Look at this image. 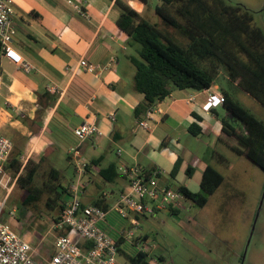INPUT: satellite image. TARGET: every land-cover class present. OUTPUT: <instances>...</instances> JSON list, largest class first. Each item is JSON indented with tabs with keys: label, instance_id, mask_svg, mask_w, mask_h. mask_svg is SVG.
<instances>
[{
	"label": "crops",
	"instance_id": "crops-1",
	"mask_svg": "<svg viewBox=\"0 0 264 264\" xmlns=\"http://www.w3.org/2000/svg\"><path fill=\"white\" fill-rule=\"evenodd\" d=\"M12 1L16 11L14 24L17 34L24 33L20 38L15 36L14 44L32 64L33 69L25 72L8 58H0V131L10 129L12 136H6L12 140L13 149L21 152L23 165L31 158L40 161L42 166L55 153L57 146H63L72 170L65 184L69 185L74 178L75 168L68 159V150L79 144L82 157L90 163L95 161L86 175L88 184L82 202L92 203L104 196L110 206L127 185L125 174L118 168L120 164L139 165L145 170L156 168L159 170L161 185H184L193 192L201 190L202 174L208 164L220 171L214 163L206 162L203 167L198 168L189 165L191 174L180 165L176 175L171 176L178 155L176 149H188L181 143L180 134L184 131L194 138L208 132L229 149L231 148L227 143L237 144L235 138L222 129L220 108L226 109L221 104L210 108L206 106L210 93H220L225 87L212 85L205 90L175 89L157 102L158 110L154 112L150 126L144 128L134 117V109L143 100L144 94L134 89L135 72L133 84L123 75L120 51L129 59L128 56L132 55L131 43L129 36L117 25L121 7L115 0H72V3L68 0H36L43 8L41 10L31 4L15 8L14 0ZM53 1L66 2L73 8L75 17L69 18L66 11L55 6ZM131 2L127 3L140 14L147 6L142 0ZM74 4L81 5L87 16L78 13ZM31 11L40 15H31ZM44 11L58 16L55 18L59 23L49 25ZM22 12H26L29 18ZM82 58L97 66L96 70L88 71L83 68L80 64ZM128 72L129 68L126 69V74ZM226 90L231 93L229 89ZM44 91H49L55 97L54 103H47L46 98L41 103L39 95ZM195 115L200 116L201 120L197 121ZM85 121L96 122L102 133L80 141L73 130ZM195 121L201 126L199 135H193L189 129ZM240 125L241 127H235L243 130V123ZM119 148L122 150L120 154ZM111 163L116 164L119 173L115 181H112L116 191L113 188L100 190V179L102 182L106 180L98 171ZM46 166L58 168L50 163ZM227 167L233 168L234 165L229 163ZM90 185L93 188L90 189ZM183 206L184 203L178 202L173 208L179 212ZM108 214L107 221L102 222L108 230L111 229L110 234H120V231L130 227L128 219L120 222L116 214L109 217ZM137 236L143 238L142 245H145L148 234L140 232ZM27 240L33 243L32 239ZM55 240L56 234L52 245L42 242L39 247L32 244L36 257L49 256L54 251ZM129 249L132 251L134 248L131 246ZM150 256L153 257V262L166 264L162 255L158 256H162L164 260L159 262L158 256Z\"/></svg>",
	"mask_w": 264,
	"mask_h": 264
},
{
	"label": "trees",
	"instance_id": "trees-1",
	"mask_svg": "<svg viewBox=\"0 0 264 264\" xmlns=\"http://www.w3.org/2000/svg\"><path fill=\"white\" fill-rule=\"evenodd\" d=\"M115 1L121 7L117 19L118 27L129 36L131 44L133 41L140 44L137 54L128 56L135 68L134 89L144 94L143 100L134 109V117L138 121L175 89L210 88L223 69L232 82L264 106V31L254 23L250 10L228 0H159L155 11L164 24V27H160L124 0ZM142 1L148 4L149 0ZM30 14L40 15L36 11H31ZM179 35L186 38L185 43L179 41ZM220 94L223 98L221 105L239 119L244 127L239 130L228 119L221 118L223 131L237 142H226L227 145L235 153L247 157L264 170V121L235 99L228 90L222 89ZM39 96L41 103L45 98L47 103L52 104L55 101L49 91H44ZM195 117L197 121L201 120L200 116ZM189 129L193 135L201 133V126L196 121ZM213 156L219 163L229 166V160L221 153L214 152ZM94 163L95 161L90 164L88 171ZM40 168L41 162L31 158L23 165L18 149L12 150L5 164L6 170L12 169L18 173L17 183L25 191L23 205L38 210L39 203L45 197L47 209L58 212L53 217L56 222L68 198V185L62 183L65 175L55 167L44 170L46 178L38 185L35 178ZM178 169L179 162H176L171 176L174 177ZM98 172L109 182L115 181L119 176L114 163ZM188 173L191 174V168ZM224 180L223 173L208 164L202 174L200 191L193 192L184 185L177 188L183 192L185 199L204 206ZM92 203L107 212L112 210V205L110 206L104 196L98 197ZM168 208L171 213H178V209L173 206ZM105 220L107 221V217ZM100 225L107 230L104 222L101 221ZM112 236L116 239L119 253L132 264H155L149 252L139 249L136 244L143 241L140 236L128 241L116 233ZM131 246L134 249L129 251ZM157 259L158 262L164 260L162 256Z\"/></svg>",
	"mask_w": 264,
	"mask_h": 264
},
{
	"label": "rangeland",
	"instance_id": "rangeland-1",
	"mask_svg": "<svg viewBox=\"0 0 264 264\" xmlns=\"http://www.w3.org/2000/svg\"><path fill=\"white\" fill-rule=\"evenodd\" d=\"M126 1L132 3V0ZM228 1L250 10L254 23L264 31V0ZM53 2L55 6H60L63 11H66L69 18L75 17L73 8L66 2ZM158 2L159 0H149L147 6L141 10V14L149 21L164 27L162 19L155 12ZM14 4L15 8L27 7L31 4L36 9H43L36 0H14ZM19 11L22 10L19 9ZM43 13L49 25L59 23L55 18L58 16H53L48 11ZM22 14L29 18L26 12ZM21 34L24 33L15 36L20 38ZM178 37L180 42H186L185 37L180 35ZM139 48L140 44L133 41L130 45V53L137 54ZM120 52L123 75L128 77L130 84H133L135 68L126 54L123 51ZM127 68L129 72L126 74ZM214 85L229 89L235 99L264 121V106L235 85L224 69L219 73ZM219 116L220 118L226 117L229 123L241 127L242 122L222 107ZM2 133L9 137L12 136L10 129H5ZM180 136L181 143L188 149L175 148L176 151L178 150L175 161L179 162V167L181 165L183 170H187L189 165L198 168L203 167L206 162L214 163L225 176V181L214 194L210 195L204 206L182 199L180 202L184 203V206L178 213L160 209L153 214L144 212L137 215L138 229L136 232L148 234L144 243L150 255H162L166 264H264V170L247 157L233 152L213 134L205 132L201 137L194 138L184 131ZM214 151L223 154L234 167L228 168L219 163L216 157L212 156ZM48 159L44 164L42 163L35 182L38 185L42 184L46 178L44 170L48 169L46 165L50 163L65 173L62 183L66 184L72 170L64 147L57 146L55 153ZM6 172L10 177L8 183L10 189L0 185V206L4 203L0 221L9 224L18 235L32 239L33 245H39V247L43 243L52 245L55 234H58V231L55 233L53 217L57 216L58 212L47 209L44 203L45 197L39 203L38 210L23 205L25 191L17 183L18 173L12 169H7ZM100 182V190L115 189V184L112 182H102L101 179ZM177 185L169 187L176 190ZM89 188H93L92 185ZM12 208L17 209L15 217L8 213ZM112 214H116L120 222H125L126 218L119 216L113 210H110L108 217ZM106 231L110 232L108 228ZM111 233L114 234V232ZM117 260L119 264H132L121 253H118ZM155 264L159 263L155 262Z\"/></svg>",
	"mask_w": 264,
	"mask_h": 264
},
{
	"label": "built area",
	"instance_id": "built-area-1",
	"mask_svg": "<svg viewBox=\"0 0 264 264\" xmlns=\"http://www.w3.org/2000/svg\"><path fill=\"white\" fill-rule=\"evenodd\" d=\"M72 3V0H68ZM81 15L87 16L85 9L74 4ZM16 11L12 0H0V58L6 57L25 72L33 69L22 53L15 47L17 28L14 24ZM80 64L88 71H95L97 66L82 58ZM220 93H210L207 107L221 104ZM157 104V103H156ZM156 104L139 121V125L148 128L153 114L157 111ZM80 141L93 138L102 132L96 122L85 121L73 130ZM13 150V142L0 131V185L10 189V181L5 164ZM122 150L118 149V154ZM70 160L75 168V179L67 186L68 198L54 229L58 231L54 243V251L46 257L37 258L32 243L18 235L9 224L0 221V264H119L117 260L118 245L116 239L109 234L100 222L105 220L107 211L93 203L84 204L82 197L88 184L87 173L90 162L82 157L80 145L68 150ZM118 168L125 174L127 185L112 204L111 209L119 216L130 222V227L120 231V236L127 240L137 237L138 219L135 215L144 212L154 213L160 209L177 205L185 196L178 188L159 183V170L156 168L146 171L139 165L127 166L120 164ZM4 203L0 206V218ZM17 209L12 208L8 213L15 217ZM66 230V233L61 231ZM74 234V235H73ZM141 250L148 251L147 245L136 243ZM87 245V246H86ZM156 260V258H155Z\"/></svg>",
	"mask_w": 264,
	"mask_h": 264
}]
</instances>
